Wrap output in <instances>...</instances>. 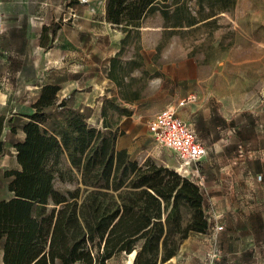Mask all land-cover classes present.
I'll return each mask as SVG.
<instances>
[{
    "label": "trees",
    "instance_id": "trees-1",
    "mask_svg": "<svg viewBox=\"0 0 264 264\" xmlns=\"http://www.w3.org/2000/svg\"><path fill=\"white\" fill-rule=\"evenodd\" d=\"M78 5L63 1L66 10ZM235 6L236 0H104L106 23L122 35L106 73L118 96L101 98L97 128L89 123L92 108L77 106L73 93L61 97L57 84L40 85L23 115L22 140L13 144L17 168L3 173L11 196L0 200L2 264H106L120 254L132 264H164L190 235L208 232L204 195L193 180L116 146L124 134L118 121L133 112L123 103L141 98L143 78L160 76L145 69L138 51L123 54L154 14L162 20L155 57L173 36L191 38L192 56L223 53L224 35L215 41L214 33L223 28L221 15ZM61 20L42 26L43 50L53 45ZM6 121L0 115V136ZM63 157L76 180L59 190Z\"/></svg>",
    "mask_w": 264,
    "mask_h": 264
},
{
    "label": "rangeland",
    "instance_id": "rangeland-1",
    "mask_svg": "<svg viewBox=\"0 0 264 264\" xmlns=\"http://www.w3.org/2000/svg\"><path fill=\"white\" fill-rule=\"evenodd\" d=\"M63 1L0 0V115L10 119L4 123L0 136V199L9 196V179L3 173L17 167L13 144L22 140L23 115L29 112L40 84L59 83L62 88L60 96L67 95L71 89H85L91 81L106 85L103 65L109 60V46H113L118 38L99 20L104 0H79L77 7L67 10ZM60 19L61 28L53 45L43 50L38 43L41 27ZM219 23L223 28L214 33V39L217 41L224 35L225 52L211 57L202 52L192 56L189 54L191 38L173 36L155 57L162 20L158 14L144 20L140 38L132 48L124 51L123 56L130 58L135 51L144 53L151 63L148 72H158L161 76L143 78L139 84L142 91L138 117L146 129L158 111L175 104L189 92L196 93L198 101L213 104L223 136L231 101L234 104L264 102V0H236L235 8L222 14ZM92 60L99 68L92 65ZM163 66H171L176 76L192 78L187 82L172 81L161 74ZM96 114L92 109L89 122L92 125ZM183 119L190 122V119ZM131 156L140 162L151 158L165 166L178 165L173 152L158 147L149 135ZM224 158L210 157L216 165L224 163ZM205 164L203 161L202 168ZM58 169L62 178H56L55 188H72L76 175L69 170L64 157L60 159ZM189 179L197 181L194 177ZM196 236L185 239L177 255L164 264H207L213 249L217 253L213 264H234L237 261L239 264H264V218L260 222L259 235L251 237L258 243L251 240V245L240 253L231 251L230 246L227 250L226 245V250L222 246L209 248L206 235ZM132 260L128 255L120 254L106 264H132Z\"/></svg>",
    "mask_w": 264,
    "mask_h": 264
},
{
    "label": "crops",
    "instance_id": "crops-1",
    "mask_svg": "<svg viewBox=\"0 0 264 264\" xmlns=\"http://www.w3.org/2000/svg\"><path fill=\"white\" fill-rule=\"evenodd\" d=\"M99 20L108 26L109 31L117 34V42L108 48L110 49L108 52L110 59L118 51L122 35L106 23L104 5ZM141 55L145 69L148 71L151 63L144 53H141ZM91 63L99 68L96 61L92 60ZM103 68L105 76L103 82L106 85L100 86L102 82L98 84L99 82L94 83L93 81L92 83L91 81V84L85 89H71L67 91V95L65 93L62 95L65 97L73 93L77 106H87L94 109L97 112L94 118V125L97 128H100L102 123L100 117L101 98L103 96H118L116 85L106 78L109 60L106 65H103ZM171 68V66L167 68L163 66L161 74L178 83L187 82L188 79L192 78L176 76ZM132 75L139 76L140 73L134 71ZM52 84H57L61 88V85L57 82ZM197 98L199 97L197 96ZM118 100L121 101L119 98ZM123 104L132 108L133 112L130 116L122 117L118 121V126L124 134L118 138L116 146L119 149H126L131 155L137 146L144 142L145 136H150V134L145 123L138 117L141 98L135 100L132 104ZM178 109L183 110L177 112V115L181 119H190V122L183 120L194 129L198 139L207 148V155L198 165V169L199 174L203 177L201 190L204 195L209 230L205 234H193V236L206 235L209 248H212V246L225 248L226 245L227 250L230 246L231 251H237V253L245 251L247 246L251 245V242H257L256 239L253 240L251 237L259 235L260 222L264 218V102L259 100L253 104L252 102L243 101L234 104V101H231L227 108L228 117L225 122L224 136L220 131V125H217L218 121L215 119L214 106L210 102L200 99ZM216 142L218 143L217 146L215 145ZM13 156L15 158V151ZM214 156H224V163L216 165L210 159ZM203 161L206 164L202 168ZM166 166L174 169L177 167V165ZM10 196L9 193V196L3 199ZM218 226H221L222 230L213 233L211 228ZM239 263L237 261L234 264ZM0 264H2L1 242Z\"/></svg>",
    "mask_w": 264,
    "mask_h": 264
},
{
    "label": "built area",
    "instance_id": "built-area-1",
    "mask_svg": "<svg viewBox=\"0 0 264 264\" xmlns=\"http://www.w3.org/2000/svg\"><path fill=\"white\" fill-rule=\"evenodd\" d=\"M196 100L197 94L191 92L179 98L175 104L164 107L148 122V132L158 147L173 152L178 163L175 171L187 178L194 177L201 188L203 179L199 174L198 165L206 157L207 148L198 139L194 129L177 115L178 108L186 107ZM211 230L213 233L218 232L222 230V227H214ZM216 254L213 249L207 264H213Z\"/></svg>",
    "mask_w": 264,
    "mask_h": 264
}]
</instances>
